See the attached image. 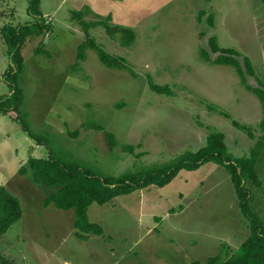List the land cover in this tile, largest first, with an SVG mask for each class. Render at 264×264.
<instances>
[{
  "label": "rangeland",
  "instance_id": "1",
  "mask_svg": "<svg viewBox=\"0 0 264 264\" xmlns=\"http://www.w3.org/2000/svg\"><path fill=\"white\" fill-rule=\"evenodd\" d=\"M125 2L41 0L42 17H35L29 11L31 0H0V107L9 106L7 114L0 111V186L19 199L24 215L3 239L1 253L7 261L208 264L224 246L238 250L251 234L250 219L230 175L213 162L195 171H180L164 188L152 186L106 205L93 204L89 221L104 229L99 237L105 243L98 237L80 241L74 212L46 213L44 201L59 187L35 182L29 167L32 158L53 157L119 177L172 163L188 151L198 152L211 132L224 134L232 157L248 158L256 140L236 129L233 120L252 126L257 138L262 135L260 100L233 67L207 63L201 55L206 50L212 59L218 58L220 54L209 46L210 38L216 37L221 49L241 53V63L249 58L264 81L262 0ZM80 10H86L89 23L111 15V26L134 30L135 41L129 46L122 45L118 36H109L103 26L89 31L96 45L123 58L130 70L108 67L87 45L77 62L78 48L86 41L83 26L73 19ZM34 23L45 28L28 36L20 51V69L16 60L13 63L2 28ZM12 72L19 90L14 100ZM247 79L258 87L256 78ZM151 83L168 87V92L153 91ZM19 112L45 144L29 137ZM97 127L117 137L115 150H110L105 133ZM124 145L134 146L135 153L123 151ZM22 168L26 174H20ZM257 170L262 185L247 184L252 192L249 207L264 224V154ZM110 249L118 256L113 258Z\"/></svg>",
  "mask_w": 264,
  "mask_h": 264
},
{
  "label": "trees",
  "instance_id": "2",
  "mask_svg": "<svg viewBox=\"0 0 264 264\" xmlns=\"http://www.w3.org/2000/svg\"><path fill=\"white\" fill-rule=\"evenodd\" d=\"M206 1L212 2V0ZM262 1L264 2V0ZM40 6L41 0H31L30 13L35 17H42ZM86 10L91 11L89 8H86ZM86 10L76 11L73 14V19L83 26L86 35V41L78 48L77 62L83 59L82 49L87 45V47L95 48L99 52L101 61L108 67L124 71L130 70L123 58L111 56L96 45L89 31L93 26H103L109 36H118L122 45L129 46L135 41L134 30L125 26H111L109 24L112 20L111 15L105 19L106 21L89 23L85 20ZM203 15L204 12H201L199 16L200 20ZM209 25L211 27L214 25L213 16L209 18ZM44 28L45 24L40 23L20 25L17 27L5 26L2 28L3 38L9 48L13 63L16 60L19 63L20 69L23 63L20 51L28 36L33 33H39ZM209 46L212 53L220 55L214 60L209 52L202 50L201 55L203 60L213 65L233 67L240 76L246 89L254 94L261 102L263 118L259 125L262 131V135L259 138L256 137L252 126L242 124L238 121H232L236 129L246 133L251 140H256L250 157H232L228 153L224 134L211 132L207 138L206 146L198 152L193 153L188 151L172 163L156 165L146 168L144 171L127 172L119 177H106L102 173L85 169L82 164H64L53 157H50L48 160L30 159L29 167L33 171V177L36 183L50 188L59 187L54 194L45 199L44 206L46 208L55 206L60 211L74 212V229L77 230L75 234L77 238L86 240L90 234L97 236L104 234V230L100 225L89 221L88 210L93 204L106 205L116 197L130 195L138 190L152 186L164 188L172 183L180 171H195L200 169L204 164L213 162L225 167L230 175L236 188L240 206L244 214L250 219L251 234L238 250L235 251L224 246L223 252L218 256L210 258L208 264H264V224L255 213L253 214L250 211L249 203L252 192L247 186L248 183H252L258 187L262 185L257 168L260 158L264 154V81L257 76L249 58H244L243 63H241L239 58L242 55L237 50L221 49L216 37L210 38ZM17 69L20 70L19 67ZM11 76V80L8 81L12 86H15V92L11 98V100H14L15 97H19V90L16 84V74L13 73ZM247 76L256 78L258 80V87L250 85ZM167 88L166 86H158L151 83V89L160 94L167 93ZM7 107H0V111L7 114L9 112ZM223 116L231 119L226 113H223ZM18 120L30 138L39 142L40 145L46 143L45 140L33 132L31 125L25 121L24 116L20 112L18 114ZM96 130L104 132L100 127H97ZM104 133L110 150H115L119 146L117 137L111 132ZM122 148L127 153H135L134 146L124 145ZM26 171V168H22L20 174H26ZM22 217L23 211L19 199L11 195L5 187L0 186V237L5 235ZM0 259L7 262L1 254Z\"/></svg>",
  "mask_w": 264,
  "mask_h": 264
},
{
  "label": "crops",
  "instance_id": "3",
  "mask_svg": "<svg viewBox=\"0 0 264 264\" xmlns=\"http://www.w3.org/2000/svg\"><path fill=\"white\" fill-rule=\"evenodd\" d=\"M114 1H116V0H114ZM126 1V0H125ZM123 2V1H120L121 3H126V2ZM87 7L90 9V6H88L87 5ZM260 74V73H259ZM46 208V207H45ZM50 210V214L51 215H54L55 213L57 214V213H59V211L60 210H58L55 206H50V207H47V212L46 213H48V211ZM39 215H42V214H39ZM23 217H24V215H23ZM23 217H22V219L19 221V222H21L22 220H23ZM44 218V216H40V221H41V219H43ZM52 230V229H51ZM104 230V229H103ZM7 237V233L5 234V235H3V236H1L0 237V254L2 255V253H1V249H2V246L4 245V243H3V239H5ZM88 237H90L87 241H84V240H82L83 242H88V241H90V240H92V239H94V238H99L103 243H105L104 242V239L102 238V237H99V236H96V235H92V234H90V235H88ZM80 241H81V239H80ZM112 252H111V254H112V257L114 258V257H117V256H114V251H113V249H110ZM124 253H127V252H124L123 251V255H125ZM3 256V255H2ZM84 256H85V254L84 255H82V254H80V257L81 258H84ZM3 258H4V256H3ZM123 258V256L120 258L119 257V259H122ZM5 259V258H4ZM6 261L8 260V259H5ZM12 261H13V263L12 262H10V261H7V262H5V261H3V260H1L0 259V264H15V260H13L12 259ZM48 261V259L47 260H44V261H42L43 263H46ZM23 263V262H22ZM34 264L33 262H30V261H28L27 262V264ZM41 264V263H40ZM47 264H85L84 263V261L83 260H79V259H76V260H73V259H67L66 261H62L61 259H60V261H57V262H55V261H49Z\"/></svg>",
  "mask_w": 264,
  "mask_h": 264
}]
</instances>
